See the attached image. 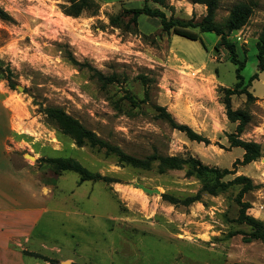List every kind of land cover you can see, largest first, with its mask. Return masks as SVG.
I'll return each mask as SVG.
<instances>
[{
  "label": "rangeland",
  "instance_id": "rangeland-1",
  "mask_svg": "<svg viewBox=\"0 0 264 264\" xmlns=\"http://www.w3.org/2000/svg\"><path fill=\"white\" fill-rule=\"evenodd\" d=\"M66 1L0 0V9L12 18L0 19V140L12 147L15 165L35 171L51 185L54 197L53 228L45 247L36 249L54 261L48 264H264V241L247 243L253 229L237 221L241 186L217 196L204 194L188 207L172 204L163 195L185 199L202 189V180L189 167L162 171L154 161L150 169H141L118 155L192 157L209 168L235 170L223 181L252 179L257 188L243 202L251 206L247 214L264 223V71L257 59L264 0H257L248 25L230 36L246 63L244 86L259 76L248 87L257 101L248 104L246 95H234L232 108L250 114L240 138L260 144L262 157L236 168L244 150L228 140L238 124L228 120L222 89L235 88L237 67L223 47L216 50L220 38L201 34L205 49L202 41L162 34L160 21L147 16L139 18L136 33L112 25L111 17L142 8L143 0H94L97 15L87 11L79 18L63 13ZM166 1L168 9L151 7L197 22L207 14L206 6L190 0ZM238 1L220 0L219 23ZM69 54L117 81L102 86L95 71L74 66ZM147 90L150 98L144 103ZM7 100L15 101L18 121L12 122L5 109ZM154 104L211 144L172 129L156 117ZM48 108L62 109L114 151L79 145L49 121ZM42 158H72L116 182L81 184L76 173L58 174ZM137 184L159 193L148 194Z\"/></svg>",
  "mask_w": 264,
  "mask_h": 264
},
{
  "label": "trees",
  "instance_id": "trees-1",
  "mask_svg": "<svg viewBox=\"0 0 264 264\" xmlns=\"http://www.w3.org/2000/svg\"><path fill=\"white\" fill-rule=\"evenodd\" d=\"M193 4L204 5L207 8V14L201 21H195V19H182L174 16L168 17L164 10L160 8H152L151 3L159 5L161 8L168 9L166 0H143L144 6L142 8L126 9L122 15L111 17V23L114 27L121 28L127 32H138V21L141 16H147L155 18L160 21L161 32L168 36H179L191 41H202L201 34L212 33L220 38L219 43L216 46V50L223 47L229 57L230 62L237 67L236 77L237 83L234 89L223 88L224 93V105L226 107V114L228 120L232 123H236V134H228V140L233 148H241L244 150V156L242 160H237L234 164V168L238 165L246 166L253 162H256L262 157V147L260 144L245 141L240 138L245 133L248 124L251 122V116L247 111L233 110L232 108V96L234 95H246L248 104H254L257 98L248 91V87H251L252 83L258 79V74H255L247 84L245 85V79L242 75L246 63L241 61L237 52L236 43L230 40V36L243 29L248 25L251 17L254 14V9L258 6L257 0H242L238 1L231 9L228 18L223 23L217 21L218 10L220 8V0H190ZM67 5L62 6L63 13L68 17L79 18L84 12L91 11L93 15H97L99 12V5L94 0H67ZM122 18H128L127 22L122 21ZM0 19L3 21H11L12 18L4 10L0 9ZM203 47L206 49V45L202 41ZM257 59L261 71H264V30L260 36L257 44ZM70 62L79 67V69L88 68L91 71H95V75L98 77V81L102 86H108L115 83L116 76H105L104 74L97 72L87 62L81 63L69 54ZM145 100L142 102L148 103L150 98V92L147 90L145 93ZM129 101L134 105H140V103L133 97H128ZM153 110L156 113V117L160 120L167 122L174 130H178L185 133L188 138L198 143L211 144V141L202 135L196 133L191 127L184 124H179L171 113L168 112L166 107L154 104ZM46 115L51 123L57 126L65 135H73L79 140V145L88 143L91 147L107 148L108 151H114L110 145L101 140L95 133L86 129L79 121L73 117L67 115L62 109L48 108ZM120 161L124 164L131 165L136 168L150 169L154 161H158L162 171L168 169H182L189 167V169L196 174L203 182L202 189L195 195L188 196L185 199H178L173 196L163 195V198L172 204H181L183 206H191L195 203L201 202L203 195L208 194L211 196H217L220 193L226 191L232 187L241 186V191L238 198V203L241 207L238 222L241 224H247L252 227L253 232L250 237L245 238L247 243H252L255 240L264 241V223L249 216L247 211L251 208L250 204L243 202L244 195L254 191L257 186L252 179L246 176H236L229 182H224L223 179L229 175H235L236 171L232 170H219L216 168H209L204 166L199 160L195 158L183 159L177 156L175 157H156L149 158L147 160H140L123 153L118 152ZM41 163H45L52 167L58 174L63 172L76 173L80 177V183L91 181H103L105 183H114L109 177L102 176L99 173H93L87 168L82 166L78 161L72 158H42ZM25 255L42 259L48 262H54L48 257L41 254L24 252Z\"/></svg>",
  "mask_w": 264,
  "mask_h": 264
},
{
  "label": "crops",
  "instance_id": "crops-1",
  "mask_svg": "<svg viewBox=\"0 0 264 264\" xmlns=\"http://www.w3.org/2000/svg\"><path fill=\"white\" fill-rule=\"evenodd\" d=\"M12 151L0 140V264H48L24 252L43 255L36 247H45L54 225L51 185L35 171L17 167Z\"/></svg>",
  "mask_w": 264,
  "mask_h": 264
},
{
  "label": "bare ground",
  "instance_id": "bare-ground-1",
  "mask_svg": "<svg viewBox=\"0 0 264 264\" xmlns=\"http://www.w3.org/2000/svg\"><path fill=\"white\" fill-rule=\"evenodd\" d=\"M13 98V97H12ZM8 102L6 103L7 106L5 107V109L8 111V113H11V117H12V122L14 121H18L19 118V110L17 105L13 102V100H7ZM3 106V105H2ZM10 119V118H9ZM45 214V213H44ZM68 264V263H67Z\"/></svg>",
  "mask_w": 264,
  "mask_h": 264
},
{
  "label": "water",
  "instance_id": "water-1",
  "mask_svg": "<svg viewBox=\"0 0 264 264\" xmlns=\"http://www.w3.org/2000/svg\"><path fill=\"white\" fill-rule=\"evenodd\" d=\"M28 157L29 158H31V159H35L33 156H31V155H28ZM137 186L139 187V188H141L142 190H144L146 193H148V194H153L154 192H156V193H159L157 190H151V189H148V188H146L145 186H143V185H140V184H137Z\"/></svg>",
  "mask_w": 264,
  "mask_h": 264
}]
</instances>
